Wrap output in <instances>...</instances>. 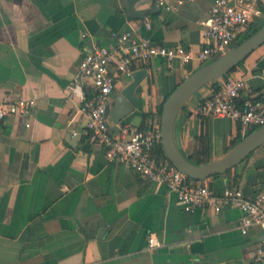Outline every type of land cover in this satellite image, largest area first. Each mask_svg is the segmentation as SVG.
I'll use <instances>...</instances> for the list:
<instances>
[{"label":"crops","instance_id":"crops-1","mask_svg":"<svg viewBox=\"0 0 264 264\" xmlns=\"http://www.w3.org/2000/svg\"><path fill=\"white\" fill-rule=\"evenodd\" d=\"M212 2L172 0L167 10L156 0H0V100L10 94L36 102L29 127L19 116L0 123V264H263L254 261L261 229L243 233L238 208L184 211L167 185L141 178L89 142L80 100L65 97L85 50L118 49L114 31L197 52ZM200 66L178 59L168 66L159 57L140 68L148 74L135 90L139 107L122 123L144 128L159 119L165 98ZM231 74L245 77L240 98L264 102V44ZM131 79L116 80L109 102ZM215 87L204 85L177 114L175 141L186 157L197 158L202 131L207 162L240 140L231 119L193 114ZM206 181L216 191L228 182L254 196L264 186V143ZM150 235L159 247L148 248Z\"/></svg>","mask_w":264,"mask_h":264},{"label":"built area","instance_id":"built-area-1","mask_svg":"<svg viewBox=\"0 0 264 264\" xmlns=\"http://www.w3.org/2000/svg\"><path fill=\"white\" fill-rule=\"evenodd\" d=\"M156 3L167 10L172 8V0H156ZM263 15L261 0H213L203 22V45L197 52L182 44H154L149 38L131 31H114L111 36L116 39L118 49L94 44L85 50L78 72L65 89L67 99L77 98L81 102L79 113L88 141L101 145L109 160L125 165L147 181L167 185L186 212L207 208L219 211L224 206H231L241 212L239 228L243 233L253 225L259 226L262 240L254 251L257 263L264 262V186L252 197L228 182L216 191L206 179L193 180L167 158L154 155L156 146L161 144L159 119L150 120L144 128L133 123H121L113 132L105 113L116 80L120 77L131 78L135 70L159 57L164 58L168 66L174 59L183 65L191 61L200 65L208 63L233 47L250 25L262 19ZM146 27H149L148 23ZM219 78V81L213 80L216 87L209 96L199 100L193 114L202 118L218 116L231 119L236 125V137L242 139L253 129L264 125V102L240 98L246 86L243 75L230 72ZM35 106L34 98L5 94L0 100V123L8 116H19L25 120V127H29ZM147 245L152 249L159 247L161 242L150 235Z\"/></svg>","mask_w":264,"mask_h":264},{"label":"water","instance_id":"water-1","mask_svg":"<svg viewBox=\"0 0 264 264\" xmlns=\"http://www.w3.org/2000/svg\"><path fill=\"white\" fill-rule=\"evenodd\" d=\"M261 18L264 21V15ZM262 44H264V24L244 41L235 44L224 54L187 75L163 101L159 118L161 147L170 163L187 177L204 180L210 176L225 173L264 143V125H262L240 139L220 158L202 165H195L179 150L174 136L177 114L188 99L207 83L232 72ZM147 74L145 68L135 70L131 81L120 91L114 101L107 104L105 114L109 117L114 131H117L119 124L138 109L139 97L135 94V90ZM102 225L104 226V223Z\"/></svg>","mask_w":264,"mask_h":264},{"label":"trees","instance_id":"trees-1","mask_svg":"<svg viewBox=\"0 0 264 264\" xmlns=\"http://www.w3.org/2000/svg\"><path fill=\"white\" fill-rule=\"evenodd\" d=\"M262 10H263V13H264V9H262ZM263 24H264V21L261 20V19H259L258 21L254 22L253 24H251L249 29H248V31L237 40L236 44L244 41L249 36L254 34L256 31H258L262 27ZM193 71L194 70H192L191 72H193ZM161 107H162V104L160 105V107L158 109L159 117H160ZM197 141L199 142V148L196 149V151L194 152V155H196L197 158L196 159H193V157H187V158H188V160L190 162H192L195 165H202V164L207 163L208 150H209L208 139H207V136L205 134V131H202V133L197 137ZM236 143H237V141L234 142V144H236ZM154 155L157 158H166L165 155H164L163 149L161 147V144H158L156 146L155 151H154ZM193 180H197V179H193Z\"/></svg>","mask_w":264,"mask_h":264}]
</instances>
